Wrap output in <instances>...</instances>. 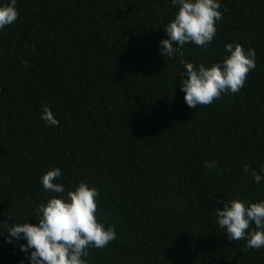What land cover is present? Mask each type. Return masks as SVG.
I'll return each mask as SVG.
<instances>
[{
  "label": "trees",
  "instance_id": "obj_1",
  "mask_svg": "<svg viewBox=\"0 0 264 264\" xmlns=\"http://www.w3.org/2000/svg\"><path fill=\"white\" fill-rule=\"evenodd\" d=\"M176 11L171 0H17L0 30V234L38 222L34 209L59 195L40 177L59 167L66 190L99 189L97 218L117 234L87 264H264V247L228 240L215 213L264 199L244 171L264 165V0H221L213 41L169 59L159 41ZM233 42L256 53L244 86L188 107L180 61L210 66ZM21 261L0 236V264Z\"/></svg>",
  "mask_w": 264,
  "mask_h": 264
},
{
  "label": "clouds",
  "instance_id": "obj_2",
  "mask_svg": "<svg viewBox=\"0 0 264 264\" xmlns=\"http://www.w3.org/2000/svg\"><path fill=\"white\" fill-rule=\"evenodd\" d=\"M171 4L177 11L163 30L167 38L159 41L160 55L169 59L182 57L186 43L206 48L222 18L221 0H171ZM17 19V0H0V30ZM224 53L210 66L180 61L184 72L179 76V89L188 107L210 105L222 95L238 93L244 86L247 74L256 67L255 50L233 42L225 44ZM41 108L40 118L49 126H58L51 109L47 105ZM215 166L214 161L205 162L207 168ZM244 171L255 183L264 181V165L259 172L248 166ZM61 176V169L53 167L40 177L45 193L59 195H49L34 209L37 223L5 222L6 235L0 234L6 243H18L29 264H87L89 249H103L117 239L114 226H106L97 218L99 189L81 180L66 190L58 182ZM215 213L216 223L228 240H245V247L251 249L264 247V199L245 202L233 197L222 209L215 208Z\"/></svg>",
  "mask_w": 264,
  "mask_h": 264
}]
</instances>
